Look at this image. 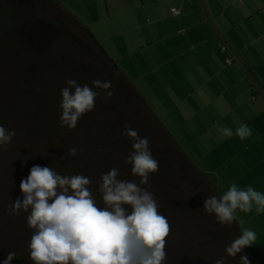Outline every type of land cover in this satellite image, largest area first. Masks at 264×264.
I'll return each mask as SVG.
<instances>
[{
	"label": "crops",
	"instance_id": "0c3cea01",
	"mask_svg": "<svg viewBox=\"0 0 264 264\" xmlns=\"http://www.w3.org/2000/svg\"><path fill=\"white\" fill-rule=\"evenodd\" d=\"M59 1L93 32L219 196L233 183L264 194V0ZM241 124L252 129L248 139L219 131L235 133ZM235 215L255 231L249 248L264 264V213L253 206Z\"/></svg>",
	"mask_w": 264,
	"mask_h": 264
},
{
	"label": "trees",
	"instance_id": "16d2710c",
	"mask_svg": "<svg viewBox=\"0 0 264 264\" xmlns=\"http://www.w3.org/2000/svg\"><path fill=\"white\" fill-rule=\"evenodd\" d=\"M0 36L9 42L8 49L19 45L24 51L16 57L0 55V73L16 87V100H33L26 111L28 118L35 120L30 121L33 128H28L33 133L19 134L15 123H4L6 129L15 130L16 135L7 147L16 146L14 156L19 163L51 167L60 175L87 176L97 205L104 207L98 191L102 174L115 167L120 171V179L139 183V177L131 174V165L125 163L132 143L122 135L127 124L149 139L153 157L159 161V170L150 174L148 185L141 187L155 194L159 212L170 224L164 264H214L221 257L225 264H239L242 254L247 255L250 264H255L249 247L235 258L227 256L225 247L241 235L239 220L230 226L221 225L214 215L203 210L204 199L213 195L219 198L218 193L93 32L68 8L59 0H0ZM66 77L90 87L95 79L111 81L112 88L107 91L113 95L106 97L105 90L93 88L100 93L95 108L84 114L74 129L63 127L57 148L56 142L53 147L49 145L51 132L49 136L44 134L41 148L37 142L38 135H43L40 132L45 133L43 122L49 119L60 124L61 109L56 103L61 101H54L55 111L49 113L50 100L36 87L49 79L63 85ZM5 111L11 115L15 112L13 107ZM97 117L101 122L96 123ZM19 122L23 131L27 127L25 119ZM78 129L81 135L76 134ZM72 147L83 151L68 155ZM11 264L33 262L25 250L16 253Z\"/></svg>",
	"mask_w": 264,
	"mask_h": 264
},
{
	"label": "clouds",
	"instance_id": "9594fccd",
	"mask_svg": "<svg viewBox=\"0 0 264 264\" xmlns=\"http://www.w3.org/2000/svg\"><path fill=\"white\" fill-rule=\"evenodd\" d=\"M65 84L59 120L61 127L69 129L95 108L100 93L93 88L105 90L106 97L113 95L107 91L112 88L111 81L95 79L90 87L67 79ZM219 131L223 137L235 135L240 140L253 134L247 124H241L235 133L228 127ZM15 135V130L0 125V147L9 145ZM122 135L132 141L125 163L131 165V174L139 177V183L120 179L115 167L102 174L98 191L104 207L97 205L88 187L92 182L84 175H60L51 167L33 165L21 180L22 197L10 203L8 210L12 215L28 213L26 226L32 235L27 250L33 264H164L170 224L159 212L155 194L141 187L159 170V161L153 157L149 139L141 137L139 130L126 124ZM82 151L72 147L67 154L76 156ZM253 206L257 213H264V194L251 186L241 190L235 183L219 198L213 195L203 201V210L228 226L237 219V210L248 213ZM256 238L255 231L242 229L224 251L235 258ZM15 258V252H8L2 264H11ZM214 264H225V260L221 257ZM239 264H250L247 255L239 256Z\"/></svg>",
	"mask_w": 264,
	"mask_h": 264
},
{
	"label": "rangeland",
	"instance_id": "374dc122",
	"mask_svg": "<svg viewBox=\"0 0 264 264\" xmlns=\"http://www.w3.org/2000/svg\"><path fill=\"white\" fill-rule=\"evenodd\" d=\"M0 37V55L9 54V56L16 57L17 54L19 55L24 53V51L22 52L20 49L19 45L16 46L14 50L12 47L8 49L6 46L9 45V42H7L3 36ZM66 80L67 77L65 80H62L63 85H61L59 81H53L49 79L45 84H40V86L36 87L38 90H40L41 94L45 92V97L50 100L51 104L48 103L49 106L47 110L49 113L55 111L54 101H61V89L66 86ZM16 91V87L12 86L8 79H5L0 73V124H3L2 126H6L4 124L6 122L15 123L13 126H16L17 133L28 135V133H33L32 131L28 130V128H33L34 126V124L30 121L35 122V120H30L28 118V113L26 114V111L28 110L29 105L32 104L33 100H30L28 97L21 100H16ZM38 102L39 101L34 102V104L37 105ZM18 104H20V112L18 110ZM56 105L58 106L57 103ZM12 107L15 110V112L12 113L13 115L8 112L6 113L5 110ZM50 110L52 112H50ZM49 116H51V118L54 117V115L51 114H49ZM20 119H25V123L27 124V127L23 131L20 130ZM57 122L51 121L49 119H47V121L44 120L43 123L46 125V129L45 133L43 130L40 132L43 135H38L40 141L37 142V145L39 147H44V137L46 138L44 134L49 136V132H51V135L49 136L51 141L50 144H47L53 147L54 142H56L54 147H58L57 143L59 144L62 132L65 131V129L63 127L61 128L60 124ZM99 122H101V120L98 121L97 117L96 123ZM13 126L11 125V127ZM96 127L98 129V125ZM76 134L81 135V130L78 129ZM15 148L16 146L13 145L10 147L6 146L4 150H0V264H2V261L8 252L22 253L23 251L27 250L28 243L32 235V230L26 226V217L28 213L21 212L19 215H12L8 210L10 203H12L17 197H22L20 182L23 178H26L29 175V171L33 166L27 165L25 163L24 165L19 163L14 156ZM239 223L242 225V220H239Z\"/></svg>",
	"mask_w": 264,
	"mask_h": 264
},
{
	"label": "built area",
	"instance_id": "2783aa9c",
	"mask_svg": "<svg viewBox=\"0 0 264 264\" xmlns=\"http://www.w3.org/2000/svg\"><path fill=\"white\" fill-rule=\"evenodd\" d=\"M173 12L176 14L180 13L178 8H173ZM221 47H222L223 51H226V52L230 51L229 46L224 41H222ZM234 57L235 56L233 54H230L229 59H228V63L232 64L233 60L235 59Z\"/></svg>",
	"mask_w": 264,
	"mask_h": 264
}]
</instances>
